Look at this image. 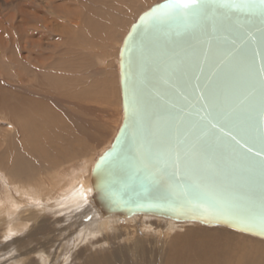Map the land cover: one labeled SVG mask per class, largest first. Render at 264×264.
I'll return each mask as SVG.
<instances>
[{"label":"water","instance_id":"obj_1","mask_svg":"<svg viewBox=\"0 0 264 264\" xmlns=\"http://www.w3.org/2000/svg\"><path fill=\"white\" fill-rule=\"evenodd\" d=\"M118 67L122 119L87 195L98 216L264 240V3L164 0L129 27Z\"/></svg>","mask_w":264,"mask_h":264},{"label":"rangeland","instance_id":"obj_2","mask_svg":"<svg viewBox=\"0 0 264 264\" xmlns=\"http://www.w3.org/2000/svg\"><path fill=\"white\" fill-rule=\"evenodd\" d=\"M119 1L0 0V83L2 84L5 81L3 80L4 77L11 79L15 77L12 82L8 83L16 88V81L19 76L15 74L19 70L18 67H21L22 64L21 68L25 69V65L20 61V58L26 54L22 46L27 45L29 49H32L31 59L34 58V55L39 60L42 57H47L44 62L46 64L50 62L48 66L51 65L50 70L49 68L43 70L36 74V78L40 82L44 81L43 83L56 84L66 77L61 82L65 83L64 87L67 88L71 95L69 98H62L58 95H53L57 97L46 96L45 98L48 99L53 97L45 101L49 105L45 104L51 116L48 120L39 119L38 122L40 123H32L31 117H26L28 122L24 120V117H20L18 118L20 129L18 128L19 130H17L12 125L8 126L7 122L0 120V157L2 159H0L2 163H0V201L3 199V195L6 194V186L3 185H5V182H9L8 179L14 183H27V186L32 189L37 185L42 187L43 184L45 185L46 182H49L53 172L59 171L61 173L60 177L63 180L70 179L72 175H75L81 169L80 172H84V174L79 177L80 180L78 181L84 183V179L90 174L88 172H91L95 161L109 149L122 119L119 91V47L129 27L136 19L151 6L164 0H137L139 3L132 2L133 8L130 7L126 10V13L123 12L125 14L122 16V23L117 27L115 9L117 4L120 3ZM123 4L120 3L119 6L128 7L130 5L125 3L123 6ZM20 8H22V12H19ZM108 10L111 12V15ZM26 13L31 14L26 15L28 22L24 23L23 27L20 18ZM100 17L102 20L96 23L95 20ZM117 17L120 18V16ZM92 25H97L101 34H93L88 31L87 29L93 30ZM114 29L116 30L114 31ZM112 30L114 32L113 35L109 34ZM52 72L54 73L52 74ZM44 73H46V76ZM30 77L27 76L28 79ZM42 77L44 78L42 79ZM66 79L68 80L66 81ZM72 94H75V97ZM1 117L7 118L3 113H0ZM62 119H65L68 126V135H71L70 140L73 137L76 138L74 142L77 143V147L73 148V150H66L63 153L57 154H54L51 150H43V157L45 158L40 157L35 159V161L32 158L31 161L26 160L28 155L25 156L22 149L27 150L28 142L25 140L28 138V135H31V131L34 129L40 131L50 128ZM36 123L38 124L33 128L31 125H35ZM23 133H26L27 136L25 137ZM78 141L80 145H78ZM32 144L36 145L30 142V145ZM56 147V143L52 145L53 150H58ZM18 160L22 161V166L18 172L22 173L28 170L26 173L31 174L33 172L34 176L32 175L25 179L18 177L19 173L16 172V167L14 166V163ZM13 168L14 170H12ZM34 179L39 180V183L31 185L32 181L35 182ZM9 189L12 192L16 190V188L14 189V187L11 188L10 186ZM14 199L17 201L20 198L16 196ZM43 202L29 201L28 203H20L18 208L20 210H17V213L15 212L17 216L14 213L7 214L2 206V201L0 202V225L5 219L9 220L12 230L16 223L22 229V231L20 230L17 233H14L15 230H13L11 232L12 236L5 238L7 231H5V227L0 226V264H25L29 260H26V258L32 256L20 253V249L26 246L27 243L31 247L36 245L35 247L38 250L42 247L52 257L54 254H59L63 257L62 245L64 244L68 248L67 252H69L64 258L70 256L69 261L67 259H64V261L55 259L54 263L45 258V264H79L80 261L77 260L78 254L81 255V252L83 254L87 248H91L94 242H98L108 235L107 230H109V227H107V230L105 228L100 234L98 233L95 241L91 243L92 240H88L91 228L86 227L78 233V230L76 231L75 229L78 227L73 226L77 222V218L85 213L86 208L92 209V211H89L90 216L93 214L96 216L97 212L93 210V206L88 199L85 198V202L82 205H75L74 208L64 210L61 213H55L58 208H50L49 202H45L44 204ZM84 219L88 220L86 216L80 217L81 221ZM161 219L169 221L146 215H135L130 220H127V218L122 220L117 218L113 223L110 221L112 227L131 226L135 230V232H132L129 231L131 230L130 228H126L128 237L126 236L125 240L113 243L115 247L119 248L121 257L137 258L142 254V248L145 249L146 246L143 247V239L136 238L153 237L157 239L158 236L167 233L169 230H166L168 229L165 226L166 222ZM145 221L153 225L154 228L148 229V224ZM23 225L25 229H23ZM175 225H178V227L173 232H180L178 234H183L187 229H192L193 226H201L190 222L177 223ZM205 228L226 229L219 226ZM1 229L5 231L2 232L3 234H1ZM226 230L241 235L246 240L254 238L264 242L263 239L231 229ZM32 241L33 243H31ZM158 241L159 245L157 249L149 251L152 257L158 252L162 254L165 250L166 242L163 240ZM125 242H128V244ZM29 245L27 247H30ZM98 245H100L99 242L98 244H93L90 253L98 251ZM129 246H132L131 249H128ZM245 246L247 247L248 244H243L244 250ZM232 253H235V251ZM238 255L240 254L238 253ZM241 258L244 261L251 259L247 251L246 255L241 256ZM22 260H25L23 261L24 263ZM145 261L149 264L147 259Z\"/></svg>","mask_w":264,"mask_h":264},{"label":"bare ground","instance_id":"obj_3","mask_svg":"<svg viewBox=\"0 0 264 264\" xmlns=\"http://www.w3.org/2000/svg\"><path fill=\"white\" fill-rule=\"evenodd\" d=\"M96 1H99V0H96ZM124 1H128V2H124ZM119 2L124 3L123 6L125 5V3H127V5L128 4L130 5L128 7H120L121 6V5L119 6L120 3L117 4L116 9H115V19H116L115 22L117 24V27L121 25L122 16L123 14L126 13V10H128L130 7L133 8L134 5L132 2L139 3V1L137 0H120ZM19 12H22V8H20ZM108 12L111 15V12L109 10ZM28 14H31V13H26L25 15H22L20 18V22L23 27H24V23L28 22L27 16H26ZM32 15H35V14H32ZM77 15L79 14L77 13ZM117 16H120V18ZM101 20L102 18L100 17L99 19H96L95 22L98 23ZM92 28L93 30L91 29H87V30L93 34L94 33L101 34L99 27L97 25H92ZM116 29H114V31ZM113 33L114 32L112 30L110 31L109 34L113 35ZM22 48L24 49L26 54L20 58V61L25 65V69L21 68L23 65L20 63L21 67H18L19 70L15 74L19 76L18 80L16 81L17 83L16 88L15 86L8 83V82H12L15 77H12V79L8 77H4L3 80L7 82L4 81L2 82V84L0 83V113H3L7 117L5 119L1 117L0 120L7 122L8 126L12 125L13 127L17 128V130L20 129V124L18 122V118L20 117H24V120L27 122H28V119L26 117H31L30 119L32 123L38 122L39 119L48 120L51 114L48 108L46 107V105L47 106L49 105L45 101L50 100L53 97H57L53 95H58V96H61L62 98L71 97L67 88L64 87L65 83L61 82V80L65 79L66 77L58 81L56 84L43 83L44 81L40 82L36 78V74L42 72L43 70L47 68H49L50 70L51 65L48 66L50 62L47 61L48 63L46 64L44 61H46L47 57L46 58L42 57L39 60L38 57H36V55H34V58L31 59L30 56L32 55V49H29L27 45L22 46ZM63 65L66 66L65 64ZM53 73L54 72H52V74ZM44 74L46 76V73ZM26 75L29 77L30 76H34V77H30L28 79ZM43 78L44 77H42V79ZM67 80L68 79H66V81ZM46 96L47 97L53 96V97H50L48 99V98H45ZM72 96L75 97V94H72ZM121 113H122V110H121ZM38 123H36L35 125L32 124L31 126L35 128V126ZM67 127L68 126L66 124L65 119H62L61 121L53 124L50 128L40 130V131L37 129H34L33 131H31V135L27 136L26 133H23L25 134V137L26 136L28 137L25 140L26 142H28L27 150L22 149L23 154L25 156L28 155V158L26 160L31 161V158H32L33 161H35V159H38L40 157L42 158L44 156L43 150H51L54 154H57V153H63L66 150L67 151L73 150V148L77 147V143L74 142L76 138L73 137V139L70 140L71 135H68ZM30 142L36 145H33V144L30 145ZM55 143L57 144L56 148L58 150L52 149V145H54ZM78 145H80L79 141H78ZM14 166L16 167L15 169L16 172L19 173L18 177L25 179L27 177L29 178L32 175L34 176L33 172L31 174L26 173L28 172V170L22 173L18 172L19 168L22 166L21 160L16 161L14 163ZM79 166L81 167V165ZM12 170H14V168ZM80 171L81 169H79V172L77 171L78 173H76L75 175H72L70 179H63V180L60 177L61 173L59 171L53 172L49 182H46V180L43 178L46 182L45 185L43 184L42 187L37 185L32 189H30V187L27 186L28 185L27 183L26 184H20V182L14 183L12 180L8 179L9 180L8 183L5 182V185L2 184L3 186H6V189H5L6 194L3 195V199L1 200L2 206L4 207L7 214L9 213L15 214V212L17 213V210H20L18 209L20 203L21 204L23 202L28 203L29 201H32V202L44 201L43 204L45 202H49L50 208H54V209L58 208L55 213H61L64 210L74 208L75 205H78V206L82 205L85 202V198L86 199L88 198L87 195L91 194L92 189H91V184H90L91 172L90 171L88 172L90 174L85 177L84 183H82L81 181H78V180H80L79 177L83 175L84 172L81 173ZM52 177L54 178L52 179ZM35 178L37 179V177ZM34 181L35 182L32 181L31 185L35 183H39L38 182L39 180L34 179ZM9 186L11 188L14 187V189L16 188V190L13 189L14 192H12L9 189ZM16 196L20 198L17 201L14 199ZM90 210L92 211V209L86 208L85 213L82 215V216H86L88 220H85L86 219L85 218L83 221H81L80 217L82 216L77 218V222L73 224V226L78 227V228H75L76 231L78 230V233H80V231H82L86 227L91 228V231L89 232V237H88V240H92L91 243L95 241V239L98 236V233L100 234V232H102L105 228L107 230V227H109V230H107L108 235L105 236L104 239L102 238L98 241L100 244L98 245L99 246L98 251L90 253V249H92L93 247L92 245L98 244V242H94L92 245L90 243L91 245L90 249L87 248L86 252H83V254L81 252L80 253L81 255L78 254L79 257L77 258V260L80 261L79 264H147V261H145V259L148 260L149 264H264V244H263L264 242L262 241H258L254 238L253 239L247 238L249 240H246L245 237L226 230L228 228L226 229L209 228L208 229L205 227H215V226H206V225L199 224L197 222H190V223H197L201 226H196V227L193 226L192 229H187L183 234H178L180 232H175V231L173 232V230L174 229L176 230L178 227V225H175V224L177 223L183 224L184 222L179 223V222L172 221V220L164 221L162 219H161L162 221L166 222L165 226H167L168 228L166 230H169L167 231V233H164L162 236H158L157 239L153 237L136 238V239H143V247L146 246L147 248L146 247L145 249L142 248V254H140L137 258H134V257L128 258L126 256L121 257V254L119 253V248L115 247L113 243L118 242L120 240H125L127 233H128L126 228H130L131 230L129 231L135 232L134 228L131 226H127V227L120 226V228L119 227L115 228L116 226L115 227L113 226L114 227L113 228L110 224V221L113 223L114 220H116L118 217H109V218L102 220L98 216L97 213H96V216L95 214L90 216L89 214ZM93 210L96 212L94 207H93ZM141 215H144V214H141ZM133 216L127 218V220L133 219ZM155 218H159V217H155ZM118 219H121V218H118ZM147 224L145 225H147L148 229H151L153 227V225H150L148 222ZM17 225L18 224L16 223L13 229L15 230L14 233H17L20 230L22 231V229L19 228V225L18 226ZM0 226L5 227L4 229L5 231H7V233L5 234V238L12 236L11 232L13 230L10 227L9 220L4 219ZM24 227L25 226L23 225V229H25ZM219 227H222V226H219ZM3 231L1 229V234H3L2 233ZM19 238H21V236H19ZM158 240H163L164 242H166L165 250L164 252H162V254L158 252L156 253L154 257H152L150 256L149 251H155L157 249L159 245ZM31 243H33V241ZM125 243L128 244V242H125ZM243 244H248L247 247L245 246V250L248 252L251 258L250 260L244 261L241 258V256L246 255V251L243 249ZM27 245L29 244L27 243ZM27 245L23 247L21 246L22 248L20 249V253H23L24 255L32 256L30 257L31 259L29 257L26 258V260L27 259L29 260H27L25 264H45V258L46 260H50V262H54V263L57 259H60L63 261L64 259H67L69 261L70 256H68L67 258H64L69 253L67 252L68 248L66 247V245L64 246V244L62 245V249H63L62 251L64 254L63 257L59 254H54V256L52 257L49 254V252L44 251L42 247L40 250H38V248L36 249L35 247L36 245L32 247L30 245H29L30 247H27ZM131 247L132 246H129L128 249H131ZM234 251L235 253H232ZM238 253L240 255H238ZM23 261L25 260H22V262Z\"/></svg>","mask_w":264,"mask_h":264},{"label":"snow or ice","instance_id":"obj_4","mask_svg":"<svg viewBox=\"0 0 264 264\" xmlns=\"http://www.w3.org/2000/svg\"><path fill=\"white\" fill-rule=\"evenodd\" d=\"M261 2L264 3V0H261ZM177 4L183 8H195L197 6V0H177ZM164 7H168V5H164ZM142 19L144 18L142 17Z\"/></svg>","mask_w":264,"mask_h":264}]
</instances>
